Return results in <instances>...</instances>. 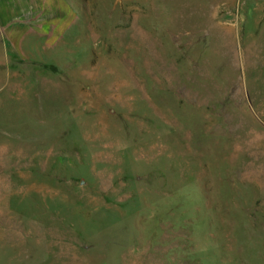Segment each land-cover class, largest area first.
Returning a JSON list of instances; mask_svg holds the SVG:
<instances>
[{"label": "rangeland", "instance_id": "1", "mask_svg": "<svg viewBox=\"0 0 264 264\" xmlns=\"http://www.w3.org/2000/svg\"><path fill=\"white\" fill-rule=\"evenodd\" d=\"M0 264H264V0H0Z\"/></svg>", "mask_w": 264, "mask_h": 264}]
</instances>
